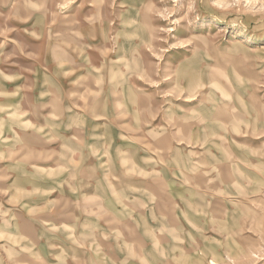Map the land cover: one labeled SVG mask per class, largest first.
<instances>
[{
  "label": "rangeland",
  "instance_id": "obj_1",
  "mask_svg": "<svg viewBox=\"0 0 264 264\" xmlns=\"http://www.w3.org/2000/svg\"><path fill=\"white\" fill-rule=\"evenodd\" d=\"M0 264H264V0H0Z\"/></svg>",
  "mask_w": 264,
  "mask_h": 264
}]
</instances>
